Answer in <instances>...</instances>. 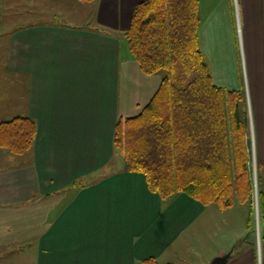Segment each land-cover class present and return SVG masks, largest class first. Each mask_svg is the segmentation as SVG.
Listing matches in <instances>:
<instances>
[{"label":"crops","instance_id":"crops-1","mask_svg":"<svg viewBox=\"0 0 264 264\" xmlns=\"http://www.w3.org/2000/svg\"><path fill=\"white\" fill-rule=\"evenodd\" d=\"M141 1L94 0L86 18H36L11 32L9 70L29 77L18 116L37 129L23 154L0 147V259L175 264L193 244L200 264L228 252L224 264H264V234L254 222L247 227L249 207L238 205L245 203L221 208L185 193L161 199L142 173L115 159L116 121L145 103L133 82L141 91L148 85L146 101L159 85L140 71L123 35ZM236 2L200 0L198 41L216 85L246 86L264 192V0Z\"/></svg>","mask_w":264,"mask_h":264},{"label":"trees","instance_id":"trees-1","mask_svg":"<svg viewBox=\"0 0 264 264\" xmlns=\"http://www.w3.org/2000/svg\"><path fill=\"white\" fill-rule=\"evenodd\" d=\"M199 25L200 0H144L135 6L123 34L129 52L143 74L165 73L138 114L118 118L113 144L126 168L142 173L161 199L185 193L221 208L247 203L251 228L254 184L245 95L214 83L199 47ZM36 129L28 116L1 121L0 147L25 153ZM258 197L264 222V193ZM134 264L161 263L150 257Z\"/></svg>","mask_w":264,"mask_h":264},{"label":"rangeland","instance_id":"rangeland-1","mask_svg":"<svg viewBox=\"0 0 264 264\" xmlns=\"http://www.w3.org/2000/svg\"><path fill=\"white\" fill-rule=\"evenodd\" d=\"M236 1L237 0H234L235 9L237 8ZM91 6L92 4L90 2H83L80 0H0V121L22 115L26 109L28 99L29 77L24 73L12 72L8 67L10 63L9 51L11 47V32L17 26L27 22L36 21V18L47 20H59L61 18L68 20L83 19L91 14ZM164 73V70H160L157 73L152 74V82L155 84V81L157 80L160 83ZM137 85H139L137 81H134L132 91L135 93V98L139 97L138 101L143 98L141 102L145 103L140 102L142 108L151 98L147 99V101L144 99V97L146 98L147 94H149V87L148 85L143 84V88L147 89V93H144V89L141 91ZM242 87L244 91H241L243 93L245 92L246 108L250 120V108L248 109L246 86L244 85ZM122 99L124 100V98ZM138 106L139 104L137 107ZM140 110L133 111L129 116L138 114ZM17 157L21 158V156ZM115 159H119L121 162L123 161V157L120 153L116 154ZM251 170L253 172L254 184L252 220L255 223V230H260V233L262 232V234H264V222L260 218L258 204L259 191L263 192L262 179L260 178L261 175L259 176V179H257V166L253 156L251 158ZM235 203L240 202L236 201ZM212 205L216 204L213 203ZM238 205L249 207L247 203ZM202 219L207 221V216ZM203 231V237L207 239L208 236L206 229ZM192 245L193 244L183 245L181 259L175 261V264H200L202 255L197 253ZM9 256L10 255L0 259V264H17L16 261L11 262ZM22 263L29 264L30 261L26 259L25 261L23 260Z\"/></svg>","mask_w":264,"mask_h":264},{"label":"water","instance_id":"water-1","mask_svg":"<svg viewBox=\"0 0 264 264\" xmlns=\"http://www.w3.org/2000/svg\"><path fill=\"white\" fill-rule=\"evenodd\" d=\"M229 256H230V252L226 253L223 256H218L213 258L208 264H224L229 258Z\"/></svg>","mask_w":264,"mask_h":264}]
</instances>
